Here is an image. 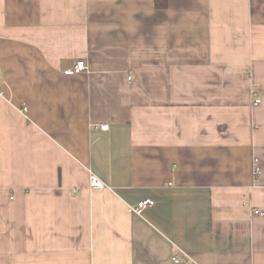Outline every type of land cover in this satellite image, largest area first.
I'll use <instances>...</instances> for the list:
<instances>
[{"label":"crops","instance_id":"crops-1","mask_svg":"<svg viewBox=\"0 0 264 264\" xmlns=\"http://www.w3.org/2000/svg\"><path fill=\"white\" fill-rule=\"evenodd\" d=\"M253 209L264 0H0V264H264Z\"/></svg>","mask_w":264,"mask_h":264},{"label":"built area","instance_id":"built-area-1","mask_svg":"<svg viewBox=\"0 0 264 264\" xmlns=\"http://www.w3.org/2000/svg\"><path fill=\"white\" fill-rule=\"evenodd\" d=\"M85 71H86V66L84 62L79 61L76 63V65L74 66L73 70L70 73L80 74ZM256 103H259V101H257ZM100 128L101 130H107V125L101 126ZM89 186L91 189H102L103 188V184L93 175L89 176ZM153 204H154L153 200L145 199V200L138 202L135 206L130 207L128 210L131 213H140L144 209L153 206ZM252 214L253 216H257V217H264V210L253 209ZM182 261L183 259H180V258L173 259L174 264H179ZM192 264H195V263H192Z\"/></svg>","mask_w":264,"mask_h":264},{"label":"trees","instance_id":"trees-1","mask_svg":"<svg viewBox=\"0 0 264 264\" xmlns=\"http://www.w3.org/2000/svg\"><path fill=\"white\" fill-rule=\"evenodd\" d=\"M154 6L156 9H166L168 6V0H154Z\"/></svg>","mask_w":264,"mask_h":264}]
</instances>
